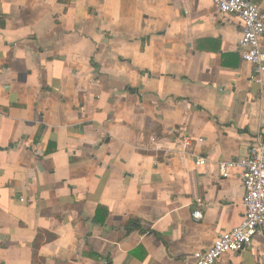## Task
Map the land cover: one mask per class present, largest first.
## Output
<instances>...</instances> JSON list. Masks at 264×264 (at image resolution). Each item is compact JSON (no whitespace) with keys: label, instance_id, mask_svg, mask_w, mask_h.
Segmentation results:
<instances>
[{"label":"crops","instance_id":"crops-1","mask_svg":"<svg viewBox=\"0 0 264 264\" xmlns=\"http://www.w3.org/2000/svg\"><path fill=\"white\" fill-rule=\"evenodd\" d=\"M240 37L213 0H0V264H194L239 225L218 163L264 136ZM214 264H264V238Z\"/></svg>","mask_w":264,"mask_h":264},{"label":"built area","instance_id":"built-area-1","mask_svg":"<svg viewBox=\"0 0 264 264\" xmlns=\"http://www.w3.org/2000/svg\"><path fill=\"white\" fill-rule=\"evenodd\" d=\"M155 2L156 0H139ZM219 14H234L241 21V37L239 52L242 59L253 69L252 79L261 84L264 76V11L261 6L251 0H213ZM198 141H201L199 139ZM177 153L181 157L189 153L193 142L188 136L176 138ZM195 164H206V158L195 156ZM241 169V181L244 188L242 205L244 217L239 225L230 230L221 232L206 250L195 252L194 264H214L226 252H238L251 246L256 235L264 238V142L259 137L249 147L246 157L225 160L218 163L220 176L226 178L230 168ZM20 200L25 201L24 198ZM198 208L193 217L200 219V207L204 205L202 198H196Z\"/></svg>","mask_w":264,"mask_h":264},{"label":"water","instance_id":"water-1","mask_svg":"<svg viewBox=\"0 0 264 264\" xmlns=\"http://www.w3.org/2000/svg\"><path fill=\"white\" fill-rule=\"evenodd\" d=\"M262 141L264 142V136H263V138H262Z\"/></svg>","mask_w":264,"mask_h":264},{"label":"trees","instance_id":"trees-1","mask_svg":"<svg viewBox=\"0 0 264 264\" xmlns=\"http://www.w3.org/2000/svg\"><path fill=\"white\" fill-rule=\"evenodd\" d=\"M36 244H37V240H36ZM34 246H35V243H34Z\"/></svg>","mask_w":264,"mask_h":264}]
</instances>
